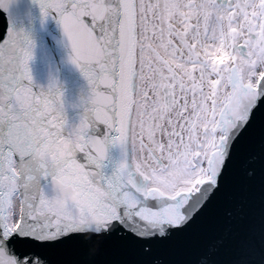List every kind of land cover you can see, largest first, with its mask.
<instances>
[{"label":"snow or ice","instance_id":"obj_1","mask_svg":"<svg viewBox=\"0 0 264 264\" xmlns=\"http://www.w3.org/2000/svg\"><path fill=\"white\" fill-rule=\"evenodd\" d=\"M16 2L0 0V264L102 247L104 264H264V0H33L87 81L71 103L34 79L50 45Z\"/></svg>","mask_w":264,"mask_h":264},{"label":"water","instance_id":"obj_2","mask_svg":"<svg viewBox=\"0 0 264 264\" xmlns=\"http://www.w3.org/2000/svg\"><path fill=\"white\" fill-rule=\"evenodd\" d=\"M39 11L38 5L35 4L33 0H17V2L12 5L11 16L13 19H16L20 13H23L25 22H27L30 17L31 20L37 24L39 36L47 39L50 46L47 59H45L39 50L37 51L36 59L31 65L34 79L38 84L44 86L47 85L50 76L55 78L62 86L66 102L71 103L81 93H87V81L83 78L80 71L68 62V50L55 45V43L51 40V37L48 35L49 33L56 36L59 35L55 22L49 20L44 28H39ZM2 16L3 12H0V17ZM68 115L70 118L72 117L71 111H69ZM100 127L103 128V125ZM111 155L116 159L119 157V153L116 150H113ZM200 251L202 252L203 249H200ZM197 254L198 253L194 249V259ZM71 255L83 258L87 255V250L80 249L79 252ZM111 255L110 250L102 247L97 256L93 259L95 264H104L107 259L111 258Z\"/></svg>","mask_w":264,"mask_h":264},{"label":"clouds","instance_id":"obj_3","mask_svg":"<svg viewBox=\"0 0 264 264\" xmlns=\"http://www.w3.org/2000/svg\"><path fill=\"white\" fill-rule=\"evenodd\" d=\"M60 151L61 150L58 146H53L50 144H43L38 149L35 150L34 154L37 157H47L50 155L58 156ZM79 183H81V177L79 175L61 174V175H58L56 178L57 187H64L69 184H79ZM83 199H84L83 193L79 189H76V190H73L67 196H64L62 194L53 196L52 203L54 206L63 209L71 205L82 203ZM88 223L89 224L93 223L91 218H89Z\"/></svg>","mask_w":264,"mask_h":264}]
</instances>
